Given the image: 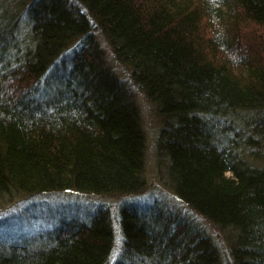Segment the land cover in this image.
Listing matches in <instances>:
<instances>
[{"label":"trees","instance_id":"1","mask_svg":"<svg viewBox=\"0 0 264 264\" xmlns=\"http://www.w3.org/2000/svg\"><path fill=\"white\" fill-rule=\"evenodd\" d=\"M26 8L31 42L0 1V203L144 188L141 112L97 48L99 33L164 120L159 151L174 195L226 235L233 264H264V166L249 158L254 143L264 145V0H32ZM51 80L55 90L44 93ZM107 213L0 242V264H109ZM118 219L125 247L146 264H222L209 233L177 236L133 205Z\"/></svg>","mask_w":264,"mask_h":264},{"label":"rangeland","instance_id":"2","mask_svg":"<svg viewBox=\"0 0 264 264\" xmlns=\"http://www.w3.org/2000/svg\"><path fill=\"white\" fill-rule=\"evenodd\" d=\"M0 1L3 9L19 20L20 30L26 40L33 41L29 35L31 19L26 13V7L31 4L32 0ZM95 37L97 48L100 49L111 68L117 72L118 77L124 80L141 112L146 142L145 165L141 174L144 188L137 194L127 195V197L83 195L75 191L52 192L30 197L21 195L4 204L0 203V242L11 243L21 240L23 236L32 237L43 234V232L51 231L61 225L64 219L74 220L77 218L89 221L96 210L104 208L107 209V215L115 230V242L109 264H146L145 260L134 256L133 252L125 247L123 233L119 228V212L122 208L133 205L140 209L141 213L148 212V215L154 213L162 217L164 224L175 228L177 236L186 228L192 233L197 231L198 233L211 234L218 246L222 248L220 253L222 264H233L226 235L216 232L204 218L180 201L174 195L171 184H168V158L159 151L160 133L164 120H162L156 105L134 88L124 68L113 58L103 37L99 33ZM49 82L52 83L47 89H43V92L51 94L58 82L53 80ZM251 147L254 148L252 152H249V158L256 159L264 166V145L256 142Z\"/></svg>","mask_w":264,"mask_h":264}]
</instances>
